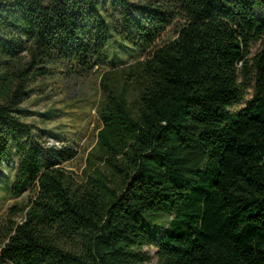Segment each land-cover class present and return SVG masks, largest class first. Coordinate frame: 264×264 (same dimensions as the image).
I'll return each instance as SVG.
<instances>
[{
    "label": "trees",
    "instance_id": "obj_1",
    "mask_svg": "<svg viewBox=\"0 0 264 264\" xmlns=\"http://www.w3.org/2000/svg\"><path fill=\"white\" fill-rule=\"evenodd\" d=\"M114 36L145 57L116 66ZM107 60L80 178L76 151L21 104L34 82ZM11 158V194H32L2 218L0 264H150L146 246L155 264H264V0H0V166Z\"/></svg>",
    "mask_w": 264,
    "mask_h": 264
},
{
    "label": "rangeland",
    "instance_id": "obj_2",
    "mask_svg": "<svg viewBox=\"0 0 264 264\" xmlns=\"http://www.w3.org/2000/svg\"><path fill=\"white\" fill-rule=\"evenodd\" d=\"M175 33V27H170L162 35L161 41L174 37ZM123 43L114 36L108 46V57L114 60L116 66L145 57L131 44ZM259 47L260 42L253 46L252 51ZM108 60L82 77L62 79L58 75H51L45 80L34 82L35 91L21 104L23 119L48 131L45 139L49 145L71 147L76 151L75 157L67 162L65 167L80 178L85 176L88 167L87 154L97 142L98 128L101 125L96 109L101 97L100 78L102 71L111 67ZM252 94L253 89L250 86L233 108L244 107ZM16 165L17 159L11 158L0 166V224L11 205L29 203L32 194L29 191L20 197L11 194L10 188L14 181ZM16 215L20 220L24 213ZM144 250L151 255L150 264H155L156 248L146 246Z\"/></svg>",
    "mask_w": 264,
    "mask_h": 264
}]
</instances>
